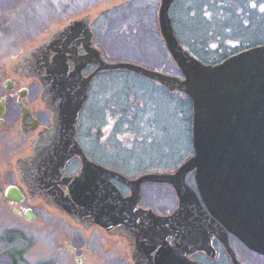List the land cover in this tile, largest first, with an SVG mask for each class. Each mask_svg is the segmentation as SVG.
Here are the masks:
<instances>
[{
	"label": "flooded vegetation",
	"instance_id": "flooded-vegetation-1",
	"mask_svg": "<svg viewBox=\"0 0 264 264\" xmlns=\"http://www.w3.org/2000/svg\"><path fill=\"white\" fill-rule=\"evenodd\" d=\"M161 4L117 0L55 21L0 65V200L17 216L40 219L44 228L60 221L56 243L67 242L70 253L94 243L119 264L181 263L183 256L200 264H264V253L246 244L263 242L240 239L199 193L208 238L198 243L212 248L187 245L183 253L190 242L177 238L185 225L174 215L180 206L174 184L140 180L174 173L195 153L191 96L134 68L111 66L134 63L187 78L161 31ZM168 13L183 49L204 65L264 44V0H173ZM215 13L218 26L210 24ZM75 77L86 84L76 118L69 95L75 87L67 85ZM170 101L179 102L180 118L183 103L188 107L191 150L184 159L178 151L183 144L176 142L183 127L181 133L173 129L161 110ZM155 143H161L157 150ZM195 171L185 180L197 191ZM12 190L19 198L8 196ZM93 197L100 208L90 203Z\"/></svg>",
	"mask_w": 264,
	"mask_h": 264
},
{
	"label": "water",
	"instance_id": "water-1",
	"mask_svg": "<svg viewBox=\"0 0 264 264\" xmlns=\"http://www.w3.org/2000/svg\"><path fill=\"white\" fill-rule=\"evenodd\" d=\"M172 1L162 0L161 31L187 78L162 75L134 63L111 66L134 68L191 96L195 153L174 173L146 176L140 180L152 178L174 184L180 197V206L174 215L182 218L185 225L178 230L177 238L190 242L183 243V253L187 245H191L192 250L208 252L212 248L210 243H198L208 238L203 227V223H208V213L198 193L208 210L240 239L262 241L246 244L264 253V44L219 64L204 65L184 50L176 38L168 13ZM91 51L83 64L92 58ZM97 61L102 66L107 65L102 60ZM74 73L78 75V71ZM72 80L76 82L67 85L75 87V93L69 95L76 104V118L85 97L86 84L81 78ZM194 168L197 191L185 180L186 173ZM12 192H8L9 197L19 198L18 190ZM120 199L124 204L128 202V198ZM90 200L94 208L101 207L98 198ZM81 203L86 205L87 200L83 198ZM155 232L158 233V229ZM168 264L200 263L183 256L181 263L172 259Z\"/></svg>",
	"mask_w": 264,
	"mask_h": 264
},
{
	"label": "rangeland",
	"instance_id": "rangeland-1",
	"mask_svg": "<svg viewBox=\"0 0 264 264\" xmlns=\"http://www.w3.org/2000/svg\"><path fill=\"white\" fill-rule=\"evenodd\" d=\"M114 1L117 0H0V65L8 60L11 53L31 44L53 22L83 15L90 9L98 10ZM177 9L180 10L179 7ZM218 20L219 16L215 13L210 24L218 26ZM206 24L204 21V26ZM167 103L161 105V110L173 121L172 128L178 130L183 127V136L180 138L177 133L176 138H179L176 142L183 144V150L179 147L178 151L180 154L185 152L184 159L191 150L188 107L183 103V118H180L179 102ZM160 144H154L156 150ZM55 221L56 225L61 226L60 221ZM55 224L49 222L44 228L40 219L17 216L0 200V264H119L101 249L102 245L95 250L94 243L70 253L67 242L56 243L61 239L59 230L62 228ZM87 248L91 251L87 252Z\"/></svg>",
	"mask_w": 264,
	"mask_h": 264
}]
</instances>
